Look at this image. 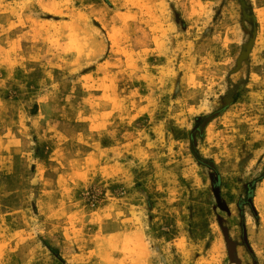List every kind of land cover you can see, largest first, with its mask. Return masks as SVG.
I'll list each match as a JSON object with an SVG mask.
<instances>
[{"label": "rangeland", "instance_id": "1", "mask_svg": "<svg viewBox=\"0 0 264 264\" xmlns=\"http://www.w3.org/2000/svg\"><path fill=\"white\" fill-rule=\"evenodd\" d=\"M0 264H264V0H0Z\"/></svg>", "mask_w": 264, "mask_h": 264}, {"label": "water", "instance_id": "2", "mask_svg": "<svg viewBox=\"0 0 264 264\" xmlns=\"http://www.w3.org/2000/svg\"><path fill=\"white\" fill-rule=\"evenodd\" d=\"M253 42H254V36L250 39L248 45L245 48V51L242 52V54H241V56H240V58L238 60V64H240L241 61L244 60L248 56V54H249V52H250V50H251V48L253 46ZM223 234L225 236V240H226V243H227V248H228V251H229V256H230V259L232 261L233 260L232 246H231L230 241L228 240L227 233H226L225 230H223Z\"/></svg>", "mask_w": 264, "mask_h": 264}]
</instances>
